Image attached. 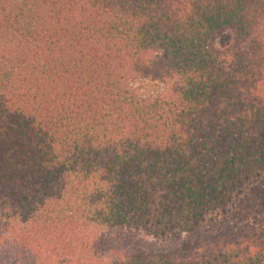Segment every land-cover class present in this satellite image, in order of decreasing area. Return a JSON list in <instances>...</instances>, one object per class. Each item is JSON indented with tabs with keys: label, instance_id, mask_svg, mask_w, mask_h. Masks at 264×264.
<instances>
[{
	"label": "trees",
	"instance_id": "obj_1",
	"mask_svg": "<svg viewBox=\"0 0 264 264\" xmlns=\"http://www.w3.org/2000/svg\"><path fill=\"white\" fill-rule=\"evenodd\" d=\"M0 264H264V0H0Z\"/></svg>",
	"mask_w": 264,
	"mask_h": 264
},
{
	"label": "rangeland",
	"instance_id": "obj_2",
	"mask_svg": "<svg viewBox=\"0 0 264 264\" xmlns=\"http://www.w3.org/2000/svg\"><path fill=\"white\" fill-rule=\"evenodd\" d=\"M138 87L143 92H155L159 89L158 84L153 82L140 83Z\"/></svg>",
	"mask_w": 264,
	"mask_h": 264
}]
</instances>
